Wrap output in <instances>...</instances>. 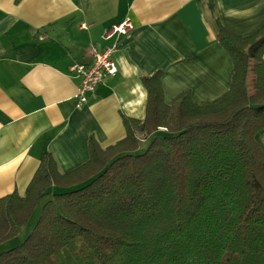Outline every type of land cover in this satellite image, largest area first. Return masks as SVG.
I'll return each mask as SVG.
<instances>
[{"label":"trees","instance_id":"16d2710c","mask_svg":"<svg viewBox=\"0 0 264 264\" xmlns=\"http://www.w3.org/2000/svg\"><path fill=\"white\" fill-rule=\"evenodd\" d=\"M218 39L234 62L223 96L167 104L163 71L143 76L147 114L122 115L125 138L92 135L89 160L65 173L45 152L26 193L0 198V244L47 199L0 264H264V26Z\"/></svg>","mask_w":264,"mask_h":264},{"label":"crops","instance_id":"0c3cea01","mask_svg":"<svg viewBox=\"0 0 264 264\" xmlns=\"http://www.w3.org/2000/svg\"><path fill=\"white\" fill-rule=\"evenodd\" d=\"M131 19L109 77L81 108L71 66L89 62L92 46ZM264 26V0H0V198L21 195L51 152L59 171L90 158L89 140L104 148L126 137L122 115L145 119L143 76L163 71L165 102L191 91L197 103L231 87L234 62L221 27L250 36ZM264 150V129L257 136Z\"/></svg>","mask_w":264,"mask_h":264},{"label":"built area","instance_id":"2783aa9c","mask_svg":"<svg viewBox=\"0 0 264 264\" xmlns=\"http://www.w3.org/2000/svg\"><path fill=\"white\" fill-rule=\"evenodd\" d=\"M134 29V24L129 18L113 25L105 38L113 39V44L103 50L92 46L90 49L91 60L89 62H76L71 66V72L79 80V87L74 96L75 105L81 108L89 101L97 89L106 82L109 77L118 73V66L113 58L120 40Z\"/></svg>","mask_w":264,"mask_h":264},{"label":"rangeland","instance_id":"374dc122","mask_svg":"<svg viewBox=\"0 0 264 264\" xmlns=\"http://www.w3.org/2000/svg\"><path fill=\"white\" fill-rule=\"evenodd\" d=\"M248 83H249V86L252 88L251 77L248 79ZM143 143H144V145H142L140 152L145 151V149L147 148V146L149 144V143L145 144L146 142H143ZM46 201H47L46 197L40 201L38 207L35 209L32 217L30 219L29 223L20 229V232L18 233V235L16 237H14L11 240H7L4 243L0 244V252L5 251L9 248L15 247L17 245H20L26 239V237L30 234V232L32 231V228L34 227V225L38 221V219L42 213V206Z\"/></svg>","mask_w":264,"mask_h":264}]
</instances>
